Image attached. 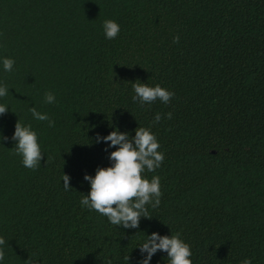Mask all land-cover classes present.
I'll use <instances>...</instances> for the list:
<instances>
[{"label":"trees","instance_id":"obj_1","mask_svg":"<svg viewBox=\"0 0 264 264\" xmlns=\"http://www.w3.org/2000/svg\"><path fill=\"white\" fill-rule=\"evenodd\" d=\"M0 57L15 62L0 71V264H137L142 231L178 232L192 264H264V0H0ZM134 82L173 96L141 108ZM17 120L37 132L36 169L14 153ZM149 125L164 159L144 175L159 177L160 203L117 228L79 203L84 173L110 163L95 136Z\"/></svg>","mask_w":264,"mask_h":264},{"label":"clouds","instance_id":"obj_2","mask_svg":"<svg viewBox=\"0 0 264 264\" xmlns=\"http://www.w3.org/2000/svg\"><path fill=\"white\" fill-rule=\"evenodd\" d=\"M101 28L105 39L111 40L120 32V25L114 19H104ZM178 39V37H173ZM14 60L10 57H0V71L11 72ZM133 102H138L142 108L145 104L160 101L168 104L173 92L159 84L149 85L144 82L131 84ZM9 92V86L0 81V98ZM43 102L52 104L55 95L46 91ZM11 110L9 106L0 103V115ZM33 119L47 121L51 127L54 121L44 112L37 111L35 107L28 109ZM171 113H166L165 118H170ZM161 114L157 112L153 116L152 123H158ZM9 137L0 133V144ZM14 141V153L20 157L25 168L36 169L42 159L41 144L38 142L37 132L29 123L17 120L11 138ZM96 143H103L107 158L110 163L107 166H98L94 174L87 172L83 180L89 185L87 194L83 195L79 203L82 207L94 210L107 219V222L117 228L138 229L141 218H150L148 208H156L160 203L159 177L153 175L150 179L144 175L146 172H154L161 166L164 154L159 151V141L148 127L137 126L134 135L127 131H120L117 127L105 135L99 133L95 136ZM111 149V151H108ZM70 177L64 174L61 177L63 188L69 191ZM143 232V237L138 240L134 247L138 248L139 259L137 264H150L153 255L158 251L166 253V264H192L190 246L180 234H160L157 231ZM2 243V241H0ZM164 258V259H165ZM3 256L0 254V262ZM111 264V262H109ZM128 264V257H127ZM242 264H251L245 258Z\"/></svg>","mask_w":264,"mask_h":264}]
</instances>
